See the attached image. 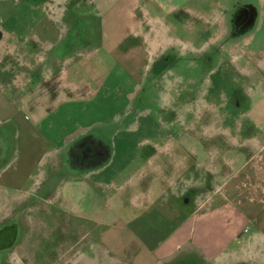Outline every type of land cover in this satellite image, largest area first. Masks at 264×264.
<instances>
[{"label": "rangeland", "instance_id": "rangeland-1", "mask_svg": "<svg viewBox=\"0 0 264 264\" xmlns=\"http://www.w3.org/2000/svg\"><path fill=\"white\" fill-rule=\"evenodd\" d=\"M43 1L28 9L25 0H0V11L6 5L23 14L25 17L18 20L22 28L30 22V11L38 15L47 10L54 15L53 25H48L52 31L48 43L53 50L45 54H62L65 64L83 62L87 66L83 78L87 77L95 89L91 98L68 107L79 117L73 121L80 123L77 126L91 125L89 142L97 138L108 141L109 146L120 145L121 137L115 132L131 130L142 136L180 135L187 128V118L235 121L249 106L246 93L259 81L232 76L239 66L232 64L231 75H227L224 65L205 61L212 50L208 49V38L222 41L225 26L232 27L233 59L249 39L264 43V0ZM164 5L169 11L161 10ZM117 19L121 25L115 23ZM219 25L216 35L202 28L200 47L202 52L208 49L205 54L192 52L197 28ZM220 45L222 42L215 54L224 55L228 62V52ZM249 57L251 67L246 68L252 72L254 60L263 61L264 56ZM192 60L200 61L195 73L188 72ZM19 70L11 66L2 73L0 68V228L6 226L0 231V241L14 239L0 253V264H130L115 255L102 238L105 223L114 222L116 216H97L89 222L71 211L68 198L64 202L57 198L61 151L59 148L55 153L51 146L61 140L63 107L58 114H51L57 111V101L42 106L38 98H18L15 94L20 83L14 73ZM262 73L260 83L264 84ZM224 107L227 112L222 115L216 111ZM125 140L130 146L137 138ZM145 144L146 148L152 146ZM116 165L113 162L110 170ZM28 174L32 178L26 182ZM44 180V188L36 189ZM117 199L109 202L114 203L110 208L115 211L118 202L124 203ZM216 242L219 248L226 243L223 239ZM50 250L53 257L43 260Z\"/></svg>", "mask_w": 264, "mask_h": 264}, {"label": "crops", "instance_id": "crops-1", "mask_svg": "<svg viewBox=\"0 0 264 264\" xmlns=\"http://www.w3.org/2000/svg\"><path fill=\"white\" fill-rule=\"evenodd\" d=\"M25 1L28 9L44 3ZM166 5L161 6L163 12L169 11ZM3 7L1 72L11 66L20 68L14 73L20 83L15 94L18 98H38L42 106L57 101V111L51 114H58L63 107L61 140L50 145L56 148L55 153H59V148L61 151L57 198L63 202L68 198L71 211L89 222L97 216H116L114 222L105 223L102 238L115 255L130 264H264V84L260 83L264 60L255 59L252 72L246 68L251 67L249 56H264V43H254L249 38L250 42L240 41V54L233 59L229 40L232 27H224L222 41L208 38V49L212 50L205 61L224 65L227 75H231L232 64L239 66V71L233 69L232 76L259 81L246 93L250 104L239 111L235 121H195L193 116L187 118V128L180 135L142 136L137 130L119 131L115 134L121 137V144L109 146L108 141L97 138L89 142L93 137L91 125L77 126L80 123L73 122L79 117L68 107L96 93L87 77L83 78L87 68L83 62L65 64L62 54H45L53 50L48 37L54 15L47 10L38 15L30 11V22L22 28L18 20L24 15L12 7ZM115 23L121 25L118 19ZM204 27L215 35L220 31V25L218 29L197 28L196 43L191 42V46L192 52L201 56L208 50L202 52L200 47ZM220 42V48L228 52V62L224 55L215 54ZM199 62L192 60L188 72H197ZM226 108L215 110L222 115ZM29 129L34 130L31 126ZM127 138L137 141L128 146ZM145 143L152 146L146 148ZM115 161L117 165L112 171ZM31 178L28 174L24 181ZM46 181L35 188H44ZM115 194L118 199L112 198ZM114 199L124 201L114 206L116 211L110 208L114 203H109ZM245 229L247 233L243 232ZM219 239L226 241L221 248L216 242Z\"/></svg>", "mask_w": 264, "mask_h": 264}, {"label": "flooded vegetation", "instance_id": "flooded-vegetation-1", "mask_svg": "<svg viewBox=\"0 0 264 264\" xmlns=\"http://www.w3.org/2000/svg\"><path fill=\"white\" fill-rule=\"evenodd\" d=\"M4 226H5V225L1 226L0 231L4 230V229H3ZM5 227H6V226H5ZM18 237H19V236L16 235V236H15V239L18 238ZM13 238H14V237H13ZM12 240L14 241V239H12V237H8V239L3 240L2 242L0 241V253H4V251H6V249L9 248V247L11 246V244H12ZM15 241H16V240H15ZM44 253H45V252H44ZM47 254H49V257H47ZM51 257H53V251H52V250H50V252L47 251V252L42 256V259L45 260L46 258H48V260H49ZM43 263L45 264V261H43Z\"/></svg>", "mask_w": 264, "mask_h": 264}, {"label": "built area", "instance_id": "built-area-1", "mask_svg": "<svg viewBox=\"0 0 264 264\" xmlns=\"http://www.w3.org/2000/svg\"><path fill=\"white\" fill-rule=\"evenodd\" d=\"M247 231H248L247 229L243 230L244 233H247Z\"/></svg>", "mask_w": 264, "mask_h": 264}]
</instances>
